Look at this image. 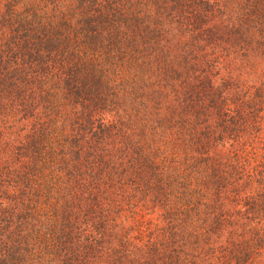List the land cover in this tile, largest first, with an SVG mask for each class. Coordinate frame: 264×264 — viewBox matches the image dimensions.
<instances>
[{
  "label": "trees",
  "instance_id": "1",
  "mask_svg": "<svg viewBox=\"0 0 264 264\" xmlns=\"http://www.w3.org/2000/svg\"><path fill=\"white\" fill-rule=\"evenodd\" d=\"M0 264H264V0H0Z\"/></svg>",
  "mask_w": 264,
  "mask_h": 264
}]
</instances>
